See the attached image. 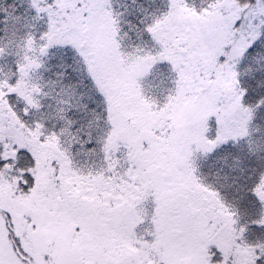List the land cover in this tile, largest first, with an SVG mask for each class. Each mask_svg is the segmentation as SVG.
I'll list each match as a JSON object with an SVG mask.
<instances>
[{"label": "snow or ice", "instance_id": "obj_1", "mask_svg": "<svg viewBox=\"0 0 264 264\" xmlns=\"http://www.w3.org/2000/svg\"><path fill=\"white\" fill-rule=\"evenodd\" d=\"M0 264H264V0H0Z\"/></svg>", "mask_w": 264, "mask_h": 264}]
</instances>
